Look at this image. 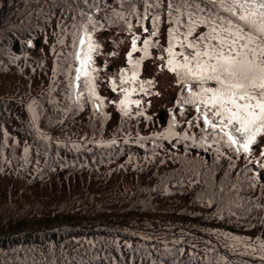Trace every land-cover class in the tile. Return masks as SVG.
Listing matches in <instances>:
<instances>
[{"label":"trees","instance_id":"16d2710c","mask_svg":"<svg viewBox=\"0 0 264 264\" xmlns=\"http://www.w3.org/2000/svg\"><path fill=\"white\" fill-rule=\"evenodd\" d=\"M168 2L0 0V264H264L230 249L264 242L256 143L237 155L195 105L175 117L183 138L166 140L176 107L98 110L88 77L75 80L82 31L122 35L147 11L166 22Z\"/></svg>","mask_w":264,"mask_h":264},{"label":"snow or ice","instance_id":"6c2138e0","mask_svg":"<svg viewBox=\"0 0 264 264\" xmlns=\"http://www.w3.org/2000/svg\"><path fill=\"white\" fill-rule=\"evenodd\" d=\"M145 4L146 8L153 7L148 0ZM168 10L177 25L168 29L169 46L164 49L169 57L168 69L186 85L194 82L200 88L198 93L189 88L191 99L184 102L197 104V111L203 114L205 128H211L213 135L218 130L222 134L220 139L226 137V145L234 148L237 155L241 151L250 153L257 136L264 133V0H179L178 3L177 0H169ZM114 14L123 19L121 13ZM180 16L187 17L185 31L180 30ZM152 19L154 30L151 36L154 37L157 35L155 27L159 16ZM201 24L208 31L194 35ZM86 39L84 58L80 59V54H76L81 65L76 69V79L84 75L91 83L93 78L88 71L91 53L99 45L91 35H86ZM136 39H132L128 57L131 63L139 65V61H131L132 52L137 51ZM79 42L84 45L85 39ZM149 45L150 41L144 40L145 56L148 55ZM177 45L188 50L187 54L185 51H173ZM177 56L182 60L176 59ZM135 77L134 72L131 79L135 80ZM209 81H214L216 87H205ZM125 82L122 75L120 83L123 85ZM90 91L95 95L94 86ZM96 99L99 100V97ZM126 99L127 95L120 101L121 106L125 105ZM134 103L139 104V101ZM199 105H203V109ZM122 111L127 114L126 108L122 107ZM260 167L264 168V164ZM261 247L264 248V244Z\"/></svg>","mask_w":264,"mask_h":264},{"label":"rangeland","instance_id":"374dc122","mask_svg":"<svg viewBox=\"0 0 264 264\" xmlns=\"http://www.w3.org/2000/svg\"><path fill=\"white\" fill-rule=\"evenodd\" d=\"M151 13L147 11L145 15L142 16L140 22L134 23V28L127 27V31L125 30L122 35L120 32L116 33L114 29H108L102 34H97L98 37L96 38L95 43L99 44V47L96 51H93L97 52V55L94 56V58L92 57L97 67L95 72L88 70L90 75L92 74L91 77L93 79L91 80V83L88 81L87 91L89 98L96 109L100 110L103 107H107L111 110L115 108L116 110L120 111L119 113L122 116H126L124 111H122V107L127 109V114L135 111L138 113V115H145L146 119L150 117V115H148L150 112H156V110L162 109L164 107L166 109L176 107L174 112H169V123L166 129L163 131L161 137L165 138L166 140H180L183 138V136L174 129L177 121L175 120V117L178 113H180V110L184 105H195L194 109L197 111V104L186 103L184 101L185 99H191L188 91L189 88H192L194 93H198L200 88L196 86L194 82H189L186 85L178 79L176 73L169 71L167 65V60L169 57L168 53L164 49L169 46L168 29L170 27H177V25L174 24L170 16L166 19L168 21L163 22V17H160L158 14L157 16H159V21L156 22L155 27L157 35L153 37L151 36V32L154 30V22L152 18L156 15H152ZM181 23L182 25L180 30L185 31L184 24L182 21ZM207 31L208 29L205 27V25L201 24L196 28L194 35ZM80 34L81 35L79 38L85 39V44L81 45L79 41L77 42L75 51L76 59L77 53L80 54V59H83L82 56H84V53L87 52L86 35L89 34H86L83 31ZM133 37L137 38V51L132 52L131 61H139V65H134V63H131L128 57V53L132 49ZM146 39L150 41V45L147 49V56H145L143 51L144 40ZM49 51L52 55H50V59L52 61L54 59L55 49L50 46ZM173 51L177 53L185 51V54H187L188 50L181 49L179 45H177ZM93 52L91 53V56L94 55ZM80 59H77L78 64L80 63ZM176 59L182 60V57L177 56ZM88 69H90V67ZM134 72L136 73V77L135 80H132L131 78ZM122 75L126 81L123 85L120 83ZM75 80L73 85L74 96L76 92L75 89L78 87V82ZM149 81L151 83H147ZM141 84H143V91H141ZM93 86L95 89V95H93L90 91V88ZM205 87H216V84L214 81H209ZM126 95L127 99L125 101V105L121 106L120 101L124 100ZM96 97H99V100L96 99ZM101 101L103 103H101ZM134 101H139V104L134 103ZM25 104L27 113L35 124L36 116L33 100L27 99ZM199 106L201 109H203V105ZM256 147L258 148V154L264 151V133L260 134L256 138V144L253 148V151L255 152ZM241 153H243L242 155L246 156H249L250 154H246L243 151H241L239 154ZM254 161L256 162L257 160ZM138 223H140L142 226H146L145 223ZM131 228L136 229L137 227ZM250 233H253V231H250ZM208 238H210V235H208ZM248 239L251 245H248L249 242L245 245L247 236L246 238L238 237L236 238L238 243L231 245L230 249L256 252L257 258H264V248L261 247V244H264V242L260 238L253 240L250 238Z\"/></svg>","mask_w":264,"mask_h":264}]
</instances>
